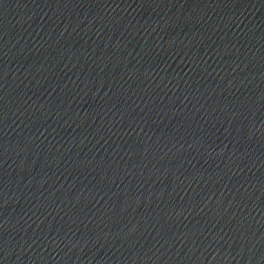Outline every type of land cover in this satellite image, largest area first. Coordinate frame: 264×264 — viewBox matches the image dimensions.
Wrapping results in <instances>:
<instances>
[{"label": "water", "instance_id": "obj_1", "mask_svg": "<svg viewBox=\"0 0 264 264\" xmlns=\"http://www.w3.org/2000/svg\"><path fill=\"white\" fill-rule=\"evenodd\" d=\"M0 264H264V0H0Z\"/></svg>", "mask_w": 264, "mask_h": 264}]
</instances>
